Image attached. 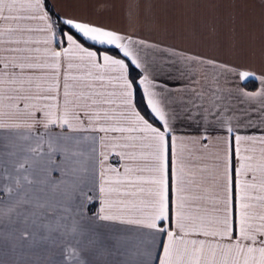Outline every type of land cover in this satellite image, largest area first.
<instances>
[{"label": "snow or ice", "instance_id": "6c2138e0", "mask_svg": "<svg viewBox=\"0 0 264 264\" xmlns=\"http://www.w3.org/2000/svg\"><path fill=\"white\" fill-rule=\"evenodd\" d=\"M50 12L46 0H0V21L13 22L0 28V37L9 36L0 42L48 46L6 48L13 55L0 61V246L10 240L13 247L42 249L33 264H127L108 259L126 253L139 257L136 264H264V149L256 156L254 148H242L246 142L264 145V136L236 133L241 117L223 103L219 73L212 78L210 106L203 109L205 119L215 117L227 132L223 155L217 157L219 191L211 214H194L190 201L203 197L187 194L191 181L185 180L161 99L172 90L151 78L141 57L142 49L157 45L75 18L54 19ZM34 20L43 27L22 23ZM34 31L45 35L38 41L11 38ZM96 45L118 53H101ZM162 51L186 62V68L194 62L237 73L214 60ZM41 52L43 58L32 55ZM82 68L98 74H74ZM133 69L139 78L132 76ZM255 78L260 92L239 94L261 97L264 108V75ZM141 89L159 126L138 109L135 97ZM191 91L205 95L195 87ZM115 133L121 135H109ZM105 149L126 163L106 164ZM144 172L151 175H139ZM129 196L139 198H114ZM95 200L99 209L89 216L87 205ZM102 222L131 227L112 229Z\"/></svg>", "mask_w": 264, "mask_h": 264}, {"label": "crops", "instance_id": "0c3cea01", "mask_svg": "<svg viewBox=\"0 0 264 264\" xmlns=\"http://www.w3.org/2000/svg\"><path fill=\"white\" fill-rule=\"evenodd\" d=\"M46 6L51 10L50 14H53L54 19L57 16L75 18L157 45L155 49H142L141 57L151 73V78L172 90L164 94L161 99L170 114L173 135L177 137L176 153L185 166V180L191 181L187 185V194L203 197V199L191 200L190 210L194 214H203L204 210L211 214L215 207L212 198L219 191L217 178L221 169L217 167L220 163L217 157L223 155V138L227 132L215 117L209 116L205 119L206 114L203 109L210 106L209 96L215 90L212 78L219 73V86L225 90L223 95L226 97L223 103L241 117L236 133L242 136H264V116L261 115L264 108H262L261 97L249 100L239 94L241 92L257 93L262 88L260 80L255 77L264 75V0H46ZM11 23L13 22L0 21V28L7 27ZM22 23L33 28L43 27V22L40 20ZM44 35L45 33L34 31L13 33L11 38L30 37L33 41H38ZM8 39V35L0 37V41ZM10 47L43 49L48 46L43 43L16 45L0 42V61L13 55L4 51ZM162 49L214 60L235 68L237 73L250 71L255 73V76L241 79L237 73H220L219 69H213L210 65H197L194 62L186 68V62ZM32 55L43 58L42 52L32 53ZM172 61L176 63L173 64ZM74 63L80 62L74 61ZM189 68L193 71L190 72ZM88 71H92L94 75L98 74L96 69L87 68L74 70V74L83 75ZM104 75H115V73H104ZM195 80H199L200 83L195 84ZM253 82L256 84L255 87L248 88ZM97 85L99 86V82ZM107 87L111 90L110 85ZM193 87L197 91L202 90L205 95L197 96L191 91ZM229 90L232 93L231 97H228ZM140 91L141 98L135 97L138 109L150 122L159 126V122L144 103L142 89ZM243 112L247 115H242ZM227 115H231V111ZM249 123L251 126H248ZM233 125L236 126L235 121ZM243 147L254 148L253 154L256 156H259L264 149V145L251 142L244 143ZM136 150L139 151V149ZM105 151L108 150L105 149ZM108 156L106 164L120 167L126 163L111 151H108ZM137 163H143V161ZM53 175L58 176L59 173L54 172ZM139 175L149 176L151 173L144 172ZM142 186L150 187L147 184ZM86 194L93 195L87 190ZM114 198L138 199L139 197ZM98 209L99 201L95 200L87 205L86 214L94 215ZM102 223L109 225L112 229L131 227L119 222ZM5 231H8L7 224ZM126 247L130 248L131 245ZM42 256V249L27 246L13 247V242L10 240H5L3 246H0V260L4 264H33L37 257ZM108 259L136 264L139 257L126 253L123 256L108 257ZM154 264L157 262L154 261Z\"/></svg>", "mask_w": 264, "mask_h": 264}, {"label": "trees", "instance_id": "16d2710c", "mask_svg": "<svg viewBox=\"0 0 264 264\" xmlns=\"http://www.w3.org/2000/svg\"><path fill=\"white\" fill-rule=\"evenodd\" d=\"M83 43H85V45L86 46H90L91 45V43H88V42H85V41H82ZM97 49H100V51H105V50H108L109 51V53H111V54H117L118 53V51L117 50H115V49H112V48H101V47H99V46H95ZM139 72H138V70L137 69H133V71H132V76H135V77H137V78H139ZM255 85L256 84H254V82L253 83H250V85L248 86V88H251V89H253L254 87H255ZM139 98H141V91H139V92H137L136 93V99H139ZM141 108H142V106H141ZM143 108H144V105H143ZM144 110V109H143Z\"/></svg>", "mask_w": 264, "mask_h": 264}]
</instances>
